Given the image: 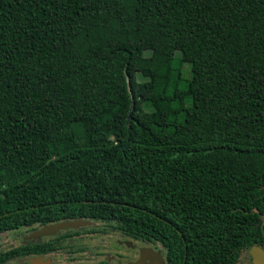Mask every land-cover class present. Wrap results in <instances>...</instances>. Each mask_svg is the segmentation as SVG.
<instances>
[{"label":"trees","instance_id":"16d2710c","mask_svg":"<svg viewBox=\"0 0 264 264\" xmlns=\"http://www.w3.org/2000/svg\"><path fill=\"white\" fill-rule=\"evenodd\" d=\"M77 218L165 264L264 250V0H0V239Z\"/></svg>","mask_w":264,"mask_h":264},{"label":"rangeland","instance_id":"374dc122","mask_svg":"<svg viewBox=\"0 0 264 264\" xmlns=\"http://www.w3.org/2000/svg\"><path fill=\"white\" fill-rule=\"evenodd\" d=\"M169 51V45L159 44L155 41H148L145 43L144 55L146 58L145 68L142 72L137 73L138 84L136 89L140 90L145 81L147 80L149 74L155 67V63L151 61V55L153 53L165 54ZM179 56V52H176ZM185 74H188V66L184 64L183 66ZM81 143V141H80ZM41 226L37 227L40 228ZM36 230V229H35ZM34 231V230H33ZM67 230L61 231L65 234ZM31 232V231H30ZM30 234V233H28ZM27 235V234H26ZM26 235H22L19 238L13 237L9 233H4L1 236L0 244L4 249H10L17 246ZM16 238V239H15ZM122 239L119 234H99V233H87L83 237L61 242L63 248L60 253L56 254L54 257V264H109L106 262L107 258L112 259L115 256V251L126 252L125 246L116 244V239ZM125 240L131 242V240L124 238ZM111 256V258L109 257ZM76 258V259H75ZM246 258V259H245ZM124 261V259H122ZM241 264H252L248 253L242 257L240 261ZM10 264H17L16 261H11ZM112 264V262H111Z\"/></svg>","mask_w":264,"mask_h":264},{"label":"flooded vegetation","instance_id":"af4514ba","mask_svg":"<svg viewBox=\"0 0 264 264\" xmlns=\"http://www.w3.org/2000/svg\"><path fill=\"white\" fill-rule=\"evenodd\" d=\"M81 228L82 229H80V228L77 229L78 230L77 233H69L70 235L65 236L64 238H59V236L63 235V233H61V231H63V230L59 231L55 235L43 236V237H40L37 239H30L27 237L29 234H27L26 236L21 238V241L19 242L18 245L38 242L40 245L41 253L29 254V255H26L24 257L16 258L15 260H12V261H16L17 264H20L21 262L28 263L29 259L32 257H41L43 260V264H54L53 262L55 260L54 259L55 255L60 253L61 249L63 248L61 242L65 241L66 239H69V240L77 239V238L83 237L84 235L87 234V232H85V230H84V227H81ZM35 229H37V228H35ZM35 229H33V230H35ZM33 230H31V232ZM70 230L71 229H68L67 232H70ZM31 232H29V233H31ZM116 242H117L116 244H118V245L125 246L126 252L115 251L116 255L112 256V259L107 258V260H106V262H110L109 264H111V262H112V264H123V263L129 262V261L136 260L139 256V249L142 246H150L153 249L157 250L155 248V246H153L152 244L143 243L140 241L129 242V241L125 240L124 238H122V239L117 238ZM17 246H14V247H17ZM162 256H163V254H162ZM109 257L111 258V256H109ZM122 259H124V261H122ZM10 263H8V264H10Z\"/></svg>","mask_w":264,"mask_h":264},{"label":"water","instance_id":"95a60500","mask_svg":"<svg viewBox=\"0 0 264 264\" xmlns=\"http://www.w3.org/2000/svg\"><path fill=\"white\" fill-rule=\"evenodd\" d=\"M132 106L133 104L131 105V108ZM91 224L92 221L88 219H66L55 223L44 224L40 228L32 231L27 237L30 239H37L43 236L55 235L61 230L77 229ZM184 248L186 249L185 245ZM248 254L252 264H264V250L261 247L256 245L252 246L248 250ZM185 257L186 254H184V259ZM20 264H43V260L41 257H32L29 259L28 263L21 262ZM123 264H165V259L160 251L155 250L150 246H142L139 249V256L136 260Z\"/></svg>","mask_w":264,"mask_h":264}]
</instances>
